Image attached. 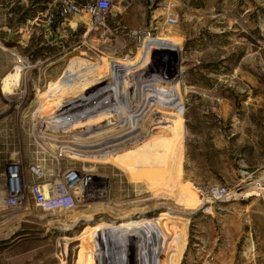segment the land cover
Here are the masks:
<instances>
[{
    "label": "rangeland",
    "instance_id": "1",
    "mask_svg": "<svg viewBox=\"0 0 264 264\" xmlns=\"http://www.w3.org/2000/svg\"><path fill=\"white\" fill-rule=\"evenodd\" d=\"M146 1L158 24L133 28L119 0L103 23L0 0V264H116L140 231L170 264H264V0ZM69 169L93 198L55 200Z\"/></svg>",
    "mask_w": 264,
    "mask_h": 264
},
{
    "label": "bare ground",
    "instance_id": "2",
    "mask_svg": "<svg viewBox=\"0 0 264 264\" xmlns=\"http://www.w3.org/2000/svg\"><path fill=\"white\" fill-rule=\"evenodd\" d=\"M124 63L128 64L127 61H123ZM137 105V104H136ZM61 114V113H60ZM123 117V118H121ZM120 118L121 119H126L127 116H121ZM121 119H111L109 121H105L101 124H98L96 126H93V127H87V128H84L81 130L82 133H94V132H104V131H112L113 129H115V127L120 123ZM153 122V121H151ZM155 122V121H154ZM48 124V123H47ZM50 128L48 130H51V131H55L56 129L52 126H49ZM45 129V128H44ZM45 131V130H44ZM56 132V131H55ZM64 133V132H63ZM164 133V132H163ZM42 134V133H41ZM44 134V133H43ZM53 138L56 137L54 136L53 134H50ZM154 135V134H153ZM94 136L98 137L97 139H100L101 135L100 134H94ZM159 136V135H158ZM44 137V136H43ZM47 137V136H46ZM165 139V138H164ZM68 140V139H67ZM77 143L75 144V142H71V145H75V147H80V143L82 142L81 138L79 140H75ZM100 140H98V145L96 146V149H100L101 152L103 150L106 149L107 151L109 149H112L114 150V148L111 146H109V144H106V143H102V142H99ZM158 141V140H157ZM69 142V143H70ZM103 144V145H102ZM151 144V143H150ZM105 145H108L107 147ZM105 146V148H104ZM164 146V145H163ZM51 147V146H50ZM52 148V147H51ZM86 148H90L89 146L86 147ZM118 150V149H116ZM100 152V151H99ZM89 153V152H88ZM127 162V161H126ZM95 178H93L92 175L90 174H85V175H82V178L80 177V184L81 186L79 187V190L80 189H83V194H85L84 196L85 197H91L93 198V193L94 191H91L92 189L90 188L91 186H94L93 182H94ZM79 184V185H80ZM85 184V185H84ZM94 188V187H92ZM89 189V191H88ZM83 196V197H84ZM76 198V197H75ZM176 227L174 226L173 229H175ZM147 231V230H146ZM150 233V232H149ZM148 231L147 232H142L140 231L139 233V236L136 238L137 241L139 240V245L140 248H139V251L137 252V254H135L134 256L130 253V257L129 259H122V260H119L118 262L115 261L116 264H161V263H164V264H170L172 262V255L174 251H171L169 249V247H166V245L163 243L162 245L158 244L159 246L157 247V249L155 251H151L152 250V247L154 246V243L153 245L151 246L150 245V236H148ZM161 235V234H160ZM158 237V236H156ZM163 238V236H162ZM171 238V237H170ZM155 239V238H154ZM162 240V239H161ZM135 241V239H134ZM157 241V240H154V242ZM159 241V240H158ZM136 242V241H135ZM164 242V241H163ZM137 244V242H136ZM174 249V248H173ZM92 250V249H91ZM131 250V249H130ZM163 250H165V257L162 256V253H163ZM136 251V250H135ZM86 256V255H85ZM91 259L94 258V255L90 257ZM88 259V258H86ZM169 259V260H168ZM174 264V263H173Z\"/></svg>",
    "mask_w": 264,
    "mask_h": 264
},
{
    "label": "built area",
    "instance_id": "3",
    "mask_svg": "<svg viewBox=\"0 0 264 264\" xmlns=\"http://www.w3.org/2000/svg\"><path fill=\"white\" fill-rule=\"evenodd\" d=\"M177 1L178 0H163V3H164L163 9L168 12L167 15H171V10L175 7L174 4ZM115 2L116 0H93V3L87 4V5L85 4L81 10L87 16L92 17L95 22L103 23V15L110 10L112 4ZM166 22L169 25H173L175 24L176 19L172 16L167 17ZM124 59L128 60V57L126 56L124 57ZM10 167L15 168L17 171L16 166H9L8 168ZM35 173L38 174L37 171H35ZM80 177L82 178V175H80L78 171L73 170V169L67 170L63 174L62 183H61L62 185L60 187L55 188L54 191H52V195L61 197V199L59 198L55 200L58 201L60 204L62 202L75 201L76 195L74 194H76L75 192H77L79 190V187L81 186ZM15 178H17V176ZM80 191H83V189H80ZM31 194L38 203H44L46 207H49V204L47 203H53V204L55 203L54 196L52 198L53 200L49 199L48 197H46L45 194H42L39 186H33L31 189Z\"/></svg>",
    "mask_w": 264,
    "mask_h": 264
},
{
    "label": "crops",
    "instance_id": "4",
    "mask_svg": "<svg viewBox=\"0 0 264 264\" xmlns=\"http://www.w3.org/2000/svg\"><path fill=\"white\" fill-rule=\"evenodd\" d=\"M120 3L116 5V12L117 14L123 18L124 22H127V26L130 25V27L139 26L141 25L142 20L146 23L152 22L156 25L158 24V21L160 18H158L159 12L158 10L153 11L150 18L146 15V9L149 7L148 2L146 0H136L133 4L123 3V0H119ZM158 5V4H157ZM145 25V24H143ZM117 63L125 64L123 61H118Z\"/></svg>",
    "mask_w": 264,
    "mask_h": 264
}]
</instances>
